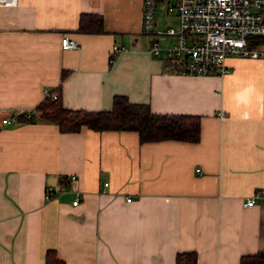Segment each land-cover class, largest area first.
Wrapping results in <instances>:
<instances>
[{
	"label": "crops",
	"instance_id": "obj_1",
	"mask_svg": "<svg viewBox=\"0 0 264 264\" xmlns=\"http://www.w3.org/2000/svg\"><path fill=\"white\" fill-rule=\"evenodd\" d=\"M141 3L0 7V264H46L48 250L64 264H175L189 252L195 264H239L264 253V198L245 206L264 191V54L227 58L224 76L178 74L162 50L173 38L151 53ZM82 14L100 16L104 32H80ZM64 35L76 49H61ZM114 45L124 49L110 65ZM45 91L69 110L108 111L121 95L153 114L198 116L200 139L60 133L38 111Z\"/></svg>",
	"mask_w": 264,
	"mask_h": 264
},
{
	"label": "built area",
	"instance_id": "obj_2",
	"mask_svg": "<svg viewBox=\"0 0 264 264\" xmlns=\"http://www.w3.org/2000/svg\"><path fill=\"white\" fill-rule=\"evenodd\" d=\"M159 1L142 0L141 33L153 37L152 54L160 53V42L173 38V42L162 50L165 51V64L174 72L191 76H224L230 72L227 58L257 59L263 56L257 46L251 48L249 44L251 39L264 38V0H173L167 5V11L175 15L178 27L170 26L165 30L157 29L154 21ZM16 4L17 0H0V7H14ZM77 46V42L68 36L61 38L62 50L76 49ZM123 49L114 45L111 52L119 55ZM45 98L57 99V96L45 91ZM24 114L30 118L35 111ZM2 123H9V119ZM103 186L108 185L105 182ZM52 193V188H46L44 199L50 200ZM263 194V189H256L245 206L262 200ZM77 204L78 201L73 200V205Z\"/></svg>",
	"mask_w": 264,
	"mask_h": 264
},
{
	"label": "trees",
	"instance_id": "obj_3",
	"mask_svg": "<svg viewBox=\"0 0 264 264\" xmlns=\"http://www.w3.org/2000/svg\"><path fill=\"white\" fill-rule=\"evenodd\" d=\"M82 33H103L102 18L98 15L82 14L78 20ZM264 38L251 39L249 47L256 48ZM118 55L112 53L110 65ZM41 119L56 125L60 133H77L82 127L92 131H134L140 143L176 140L196 143L200 135V117L191 115L153 114L148 105L132 103L126 96L114 95L108 111L64 109L60 99L45 98L38 106ZM46 264H64L54 251H47ZM194 252L176 255L175 264H195ZM239 264H264V253L242 257Z\"/></svg>",
	"mask_w": 264,
	"mask_h": 264
},
{
	"label": "rangeland",
	"instance_id": "obj_4",
	"mask_svg": "<svg viewBox=\"0 0 264 264\" xmlns=\"http://www.w3.org/2000/svg\"><path fill=\"white\" fill-rule=\"evenodd\" d=\"M173 0H160L157 3V9L154 16L156 28L159 30H165L167 27H178L179 21L172 12L167 11V5L171 4ZM153 39V37H152ZM151 39V40H152Z\"/></svg>",
	"mask_w": 264,
	"mask_h": 264
}]
</instances>
